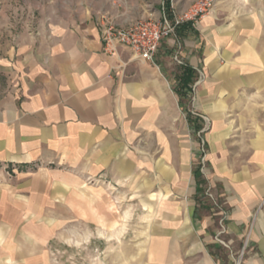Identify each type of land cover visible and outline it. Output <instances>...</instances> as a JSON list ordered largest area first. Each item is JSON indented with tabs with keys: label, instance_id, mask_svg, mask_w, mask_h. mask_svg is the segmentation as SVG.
<instances>
[{
	"label": "crops",
	"instance_id": "obj_1",
	"mask_svg": "<svg viewBox=\"0 0 264 264\" xmlns=\"http://www.w3.org/2000/svg\"><path fill=\"white\" fill-rule=\"evenodd\" d=\"M192 1L172 0L174 14ZM57 2L25 6L38 16L24 19L10 40L0 37V166H42L10 179L0 169V264H46L42 231L30 233L29 245L16 239L14 222L24 216L18 204L42 220L45 206L64 204L81 174L92 190H120L122 204L147 207L152 223L141 264H232L218 259L212 218L196 208L192 149L161 57L150 64L126 48H104L103 20L126 28L158 17L155 2ZM243 19L212 26L203 18L202 34L215 30L214 43L227 50L217 54L211 88L201 86V109L212 122L209 179L229 212L224 239L237 254L247 243L243 264H264V26L259 36L260 27ZM96 203L89 202L90 218Z\"/></svg>",
	"mask_w": 264,
	"mask_h": 264
},
{
	"label": "rangeland",
	"instance_id": "obj_2",
	"mask_svg": "<svg viewBox=\"0 0 264 264\" xmlns=\"http://www.w3.org/2000/svg\"><path fill=\"white\" fill-rule=\"evenodd\" d=\"M57 1L0 0L1 39L10 40L9 32H18L24 19H34L38 16L39 11L31 14L28 12L30 10L24 8L25 6L39 10L42 6L44 8L53 4L57 6ZM132 1L136 2V0ZM141 1L143 4L155 2L153 6L159 15L170 13L172 0ZM263 6L264 0H214V7L205 18L212 19L214 22L212 26H216L217 23L223 26L233 20L250 18L256 26L260 27L257 30L260 31L259 36H261L264 26ZM14 8L15 13H13ZM203 18L195 24L179 26L174 34L167 39L168 43L162 42V47H159L162 50L158 49L155 56L161 57L158 61L164 65L163 67L170 75V87L177 98L178 111L187 129L188 146L191 147L193 154L191 168L195 181L196 208L206 210L212 218L216 228L212 247L216 246L218 259L224 261L229 257L232 261V257H235L237 253L232 251L231 245V253H229L215 241L218 235L219 239L225 241V230L221 225L222 220L226 219L229 212L224 204L226 198L216 191L209 179V166L206 158L212 122L202 112L200 93L203 83L211 88V84L216 81V77L211 76L212 69L215 70L217 67V54L223 55V50H227V46H218L214 43L215 30H209L208 33L202 34ZM261 48L262 46H257V49ZM206 55H208L211 70L208 73L202 65L203 57ZM184 65H190L193 70V77L187 85L186 91L185 89L181 90V83L178 79L181 75V67ZM46 167L47 170L57 169L54 168V165ZM0 169L10 179L21 170L37 171L42 169V166L40 164L16 166L15 168L0 166ZM59 169L69 173L68 168ZM70 172L72 173L71 168ZM80 182L78 188L75 186L68 192L66 191L64 204H59L54 199L45 206L42 220L29 219V210H27L29 206L18 204V209L23 208V212L20 213H24V216L21 217L22 220H17L13 225L18 231L16 238L18 243L32 244L30 233L35 231L40 234L42 231V241L38 239V242L44 249L46 264H141L148 239L147 232L152 223L147 207L139 206L140 208H137L135 204L127 203L126 200L122 204L120 190L114 191L108 187L92 190L90 187L94 182L83 174H81ZM56 191L60 190L53 187L54 195ZM75 195L77 198H73ZM105 197L112 198L111 205L105 206ZM69 200L70 202H68ZM77 200L79 204L72 203ZM91 201L97 202L95 207L98 213L95 218H90L89 202ZM129 201H133V199L130 198Z\"/></svg>",
	"mask_w": 264,
	"mask_h": 264
},
{
	"label": "built area",
	"instance_id": "obj_3",
	"mask_svg": "<svg viewBox=\"0 0 264 264\" xmlns=\"http://www.w3.org/2000/svg\"><path fill=\"white\" fill-rule=\"evenodd\" d=\"M213 7L214 0H194L180 14H174L171 6L169 14L164 13L158 17L139 18L126 28H118L111 22L103 20L100 28H102L104 48L110 50L114 46H120L128 49L138 60L153 64L154 57L163 41L172 36L179 26L197 23ZM215 241L231 253L230 244L223 239H219V235L215 238ZM246 245L245 242L240 253L232 257V264L242 263Z\"/></svg>",
	"mask_w": 264,
	"mask_h": 264
},
{
	"label": "trees",
	"instance_id": "obj_4",
	"mask_svg": "<svg viewBox=\"0 0 264 264\" xmlns=\"http://www.w3.org/2000/svg\"><path fill=\"white\" fill-rule=\"evenodd\" d=\"M193 77V70L190 66L188 65H184L181 67V75L179 76V82L181 83V90L185 89V91L187 90V85L189 84V82L191 81ZM180 95V94H179Z\"/></svg>",
	"mask_w": 264,
	"mask_h": 264
}]
</instances>
